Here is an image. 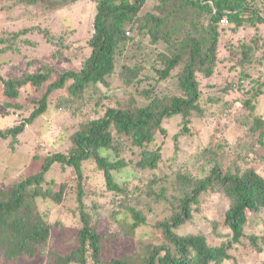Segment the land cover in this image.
I'll return each mask as SVG.
<instances>
[{"label": "rangeland", "instance_id": "rangeland-1", "mask_svg": "<svg viewBox=\"0 0 264 264\" xmlns=\"http://www.w3.org/2000/svg\"><path fill=\"white\" fill-rule=\"evenodd\" d=\"M245 2L258 8L264 16V0ZM159 3V0H146L139 17L158 13ZM58 8L46 2L0 0V74L6 78L26 75L44 65L54 69L42 86L26 83L20 87L17 98L6 97L0 88V127L14 125L28 117L48 83L55 80L59 72L78 70L90 54L88 39L95 1L78 0ZM207 26V17L193 9L185 10L168 23L169 36L161 35L153 42L149 35L127 24L125 29L129 33H125V45L116 53L115 69L106 84L99 83L96 88L85 89L81 96L71 97L67 91L71 83L68 80L49 94L46 111L26 124L17 139L0 138V191L37 172L46 155L66 153L73 133L86 121L101 116L105 107L127 102L144 106L154 96L169 98L178 94V73L184 62L181 61L167 78L160 79L156 70L163 67L161 54L170 53L173 44L189 36L207 38ZM23 29L28 31L19 34ZM218 31L213 73L209 77L197 73L201 112L189 117L187 131H182V115H174L163 118L161 125L165 132L157 131L154 140L144 147L133 146L127 139L115 135L117 142H121L119 156L116 158L112 150L101 153L109 154L110 159H123L124 165L112 171L123 189L121 192L107 188L103 172L93 159L82 162L84 204L91 215L92 226L103 236V263L114 258L140 262L152 246L167 244L158 223L169 218L177 208L181 196L177 189L182 184L180 174L202 179L210 174L214 165H219L221 171L242 172L252 167L264 175V135H260L264 133V23L234 28L228 21L224 26L219 25ZM245 49L248 56L243 61L242 50ZM125 67L139 69L130 83L120 77ZM254 119L260 121L258 127ZM143 148H160L161 158L155 168L136 166ZM44 179L43 188L54 191L64 183L60 203L41 197L37 200L39 209L47 212L50 224L45 247L33 257L6 258L0 252V264H47L50 253L67 254L77 247L82 223L75 201V173L71 167L54 163ZM163 192L165 197L161 196ZM199 201L198 210H193L191 218L175 231L201 233L210 245H220L231 237V231L224 225L230 199L216 186L203 192ZM132 207L145 216V222L135 228L131 227L133 219L129 208ZM244 233L246 236L230 248L231 258L221 264H264V208L257 212L247 210ZM248 235L259 237L261 251L249 242ZM87 256L89 264H94L90 252Z\"/></svg>", "mask_w": 264, "mask_h": 264}, {"label": "trees", "instance_id": "trees-1", "mask_svg": "<svg viewBox=\"0 0 264 264\" xmlns=\"http://www.w3.org/2000/svg\"><path fill=\"white\" fill-rule=\"evenodd\" d=\"M26 1L31 4L46 2L52 7L61 8L78 0ZM94 1L95 14L88 39V47L91 50L88 57L78 70L67 69L59 72L57 78L48 83L40 98L35 101V107L28 117L14 125L0 127V138L17 139V135L23 132L26 124L32 123L46 111L49 94L63 87L68 80L71 83L67 86V91L71 97L81 96L85 89L96 88L99 83L106 84L107 77L115 69L116 53L125 45L127 39L125 33H129L125 29L127 24L135 27L138 32L146 33L153 42H156L161 35L169 36L168 23L176 15L193 9L198 15L208 18V37L189 36L182 42L173 44V50L169 49L170 53L161 54L163 67L156 70L160 79L167 78L181 61L184 62L181 72L178 73V94L169 98L154 96L149 98V102L144 106H132L127 102L105 107L101 116L86 121L73 133L71 146L66 153L54 152L46 155L37 172L13 184L7 190L0 191V252L6 258L33 257L45 247L49 239L50 224L47 212L39 209L37 200L41 197L55 203L61 202L64 183L56 191L48 187L43 188L41 185L50 167L54 163H59L63 167H71L75 173L77 179L75 201L82 226L78 231L77 247L67 254L50 253L47 264L73 262L89 264L87 256L89 252L94 264H221L231 258L230 248L246 236L244 226L247 221V210L257 212L264 208V175L258 170L249 167L242 172L221 171L219 165H214L210 169V174L202 179L194 180L188 175L180 174L182 184L178 185L177 189L180 190L181 196L178 198L177 208L169 218L158 223L168 241L167 244L152 246L140 262L114 258L103 263L101 261L103 236L92 226L91 215L84 204L82 162L93 159L103 172L107 188L121 192L123 189L115 181L112 171L124 165L123 159H110L109 154H102L101 151L112 150L116 158L119 156L121 142H117L115 135L127 139L133 146L144 147L154 140L157 131L165 132L161 125L163 118L174 115H182L184 121L182 131H187L189 117L194 112H201L199 104L201 91L197 73H201L203 77H209L213 73L219 37L218 26H224L221 19L226 17L234 28H239L247 24L255 26L264 23V16L258 8L250 7L245 0H178V2L159 0L160 3L156 6L158 13H148L144 18H140L138 13L146 0ZM26 31L28 29H23L19 34ZM247 47L251 49L250 46ZM248 49L242 50L245 57L243 61L248 56ZM1 50L5 51V48ZM53 71V67L44 65L36 72L26 75L6 78L0 74V88L6 97L17 98L20 87L26 83L40 87L49 80ZM138 72L137 67H125L122 68L120 77L126 83H130ZM8 104L11 106V103ZM14 105L20 106L17 103ZM254 123L256 127L260 125L258 119H254ZM260 135L264 133L261 132ZM177 136L174 135V138ZM160 158V148L155 150L143 148L136 166L155 168ZM216 186H220L230 199V205L224 214V225L231 231V237L220 245H210L205 235L201 233L178 234L175 229L191 218L193 210H198L200 195L209 189L213 190ZM161 196L165 197L164 192ZM129 212L133 219L132 228L145 222L141 210L132 207L129 208ZM247 238L257 251L263 249L262 246H258V236L248 235Z\"/></svg>", "mask_w": 264, "mask_h": 264}, {"label": "built area", "instance_id": "built-area-1", "mask_svg": "<svg viewBox=\"0 0 264 264\" xmlns=\"http://www.w3.org/2000/svg\"><path fill=\"white\" fill-rule=\"evenodd\" d=\"M221 23H222L223 25H226V24L228 23L227 18H226V17H223V18L221 19Z\"/></svg>", "mask_w": 264, "mask_h": 264}]
</instances>
